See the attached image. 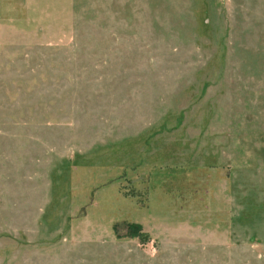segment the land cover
I'll list each match as a JSON object with an SVG mask.
<instances>
[{
  "label": "rangeland",
  "instance_id": "1",
  "mask_svg": "<svg viewBox=\"0 0 264 264\" xmlns=\"http://www.w3.org/2000/svg\"><path fill=\"white\" fill-rule=\"evenodd\" d=\"M0 264H264V0H0Z\"/></svg>",
  "mask_w": 264,
  "mask_h": 264
},
{
  "label": "trees",
  "instance_id": "2",
  "mask_svg": "<svg viewBox=\"0 0 264 264\" xmlns=\"http://www.w3.org/2000/svg\"><path fill=\"white\" fill-rule=\"evenodd\" d=\"M133 225V224H132ZM134 227H137V226H134ZM139 229H133V228H131V230H130V232H135V231H138Z\"/></svg>",
  "mask_w": 264,
  "mask_h": 264
}]
</instances>
